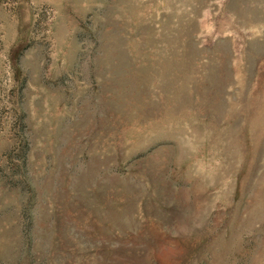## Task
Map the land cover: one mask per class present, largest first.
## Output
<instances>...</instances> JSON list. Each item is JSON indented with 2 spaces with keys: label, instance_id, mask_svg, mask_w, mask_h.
Segmentation results:
<instances>
[{
  "label": "rangeland",
  "instance_id": "1",
  "mask_svg": "<svg viewBox=\"0 0 264 264\" xmlns=\"http://www.w3.org/2000/svg\"><path fill=\"white\" fill-rule=\"evenodd\" d=\"M0 264H264V0H0Z\"/></svg>",
  "mask_w": 264,
  "mask_h": 264
}]
</instances>
